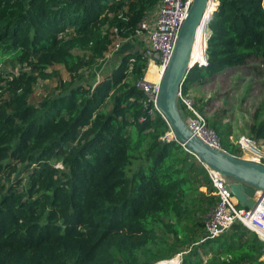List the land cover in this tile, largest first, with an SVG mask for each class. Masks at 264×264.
<instances>
[{
  "label": "trees",
  "instance_id": "1",
  "mask_svg": "<svg viewBox=\"0 0 264 264\" xmlns=\"http://www.w3.org/2000/svg\"><path fill=\"white\" fill-rule=\"evenodd\" d=\"M157 2L0 0V61L19 65L0 68V264H154L177 253L180 264H264V240L240 222L201 240L216 190L192 153L160 138L169 125L137 86L154 66L142 41L130 45ZM218 2L207 63L189 69L184 94L225 68L264 62V0ZM54 77L31 101L37 81ZM262 111L249 128L257 142Z\"/></svg>",
  "mask_w": 264,
  "mask_h": 264
},
{
  "label": "built area",
  "instance_id": "2",
  "mask_svg": "<svg viewBox=\"0 0 264 264\" xmlns=\"http://www.w3.org/2000/svg\"><path fill=\"white\" fill-rule=\"evenodd\" d=\"M213 1L215 2L214 9L212 10L214 12L217 10L215 6L218 5L219 2L218 0ZM191 2L192 0H158L155 5V13L150 14L147 12L138 23V28L134 34L135 38L140 39V41L144 43L148 52L151 51L158 54V58H153L158 75L157 78L155 80L143 78L137 82V86L144 91L147 100L153 103L154 108L160 77L171 56L177 32L187 15ZM117 46L118 44L116 43V47ZM206 63L205 51L203 61L200 60L197 64L205 65ZM179 99L188 115V125L191 130L209 144L223 148L220 143L219 135L208 125L205 116L197 110L194 105V100L182 92L179 94ZM172 137V129L170 128L169 131L165 132L160 138L163 140ZM249 142L260 152V155L255 157L253 154H248L246 145ZM256 142L255 139L251 140L242 136L235 143L240 147V154H245L255 161L264 163L262 160L264 158V149L261 150ZM206 169L212 186L216 190L218 199L205 215L204 236L201 240L217 236L234 222H240L245 227L253 230L259 238L264 240V195L258 200V203L254 207L245 208L234 198L227 187L225 179L221 177L217 171ZM177 255H180V253ZM261 258L264 260V251ZM178 259L180 260V257H178ZM178 264H180L179 261Z\"/></svg>",
  "mask_w": 264,
  "mask_h": 264
},
{
  "label": "water",
  "instance_id": "3",
  "mask_svg": "<svg viewBox=\"0 0 264 264\" xmlns=\"http://www.w3.org/2000/svg\"><path fill=\"white\" fill-rule=\"evenodd\" d=\"M208 2L209 0H192L191 2L187 15L177 32L171 56L160 77L155 108L172 129V139L178 141L206 168L217 171L225 179L228 189L241 206L252 208L264 195V163L255 161L245 154H232L197 136L188 125V115L179 99L187 72L198 62L191 59V53ZM217 7L218 5L215 9ZM213 13L211 12L209 17ZM207 22L204 21V53L210 32ZM148 53L154 59L158 58L157 53L151 51Z\"/></svg>",
  "mask_w": 264,
  "mask_h": 264
},
{
  "label": "rangeland",
  "instance_id": "4",
  "mask_svg": "<svg viewBox=\"0 0 264 264\" xmlns=\"http://www.w3.org/2000/svg\"><path fill=\"white\" fill-rule=\"evenodd\" d=\"M139 41L140 39L136 38L130 47L137 50L141 45L138 44ZM113 54L114 52H112ZM151 62L155 63L153 57L149 56V64ZM0 68L15 72L19 69V65L5 56L0 61ZM55 69L59 71V77H66V72L60 66L56 65ZM263 75L264 62L262 59L251 58L244 65L225 68L206 78L201 84L195 86L197 87L195 92L186 95L199 100L203 108L202 114L206 120L213 118L217 121V125L221 128L222 138L232 143L242 136L252 140L249 128L256 121L254 112L258 107H261L263 109L261 114H264ZM57 79L56 77L39 79L31 101L38 102L41 97L50 92L56 85ZM256 143L261 150L264 149V142ZM257 152L259 151L257 150ZM262 160L264 161V158ZM23 174L19 176L23 177ZM2 181L5 182V178H2ZM177 254L174 256L180 257L181 254Z\"/></svg>",
  "mask_w": 264,
  "mask_h": 264
},
{
  "label": "bare ground",
  "instance_id": "5",
  "mask_svg": "<svg viewBox=\"0 0 264 264\" xmlns=\"http://www.w3.org/2000/svg\"><path fill=\"white\" fill-rule=\"evenodd\" d=\"M211 8H213L212 1L209 0L206 11H205V16ZM204 18H203V21H204ZM203 21H202V24H203ZM202 24H200V26L198 27L197 36H196L195 42L193 43V48H192V53H191V59L193 61L194 60L197 61L201 58V53L202 51H204V48H205V38L201 31ZM151 64L154 66V72L152 75H150V77H147V79L155 80L158 76L156 72V66L154 62H151ZM246 151L248 152L249 155L253 154V156L257 157L256 156L257 149L254 147V145L251 142L247 143ZM178 261H179L178 258L174 256V257H171L169 259H166L164 261H160L154 264H178Z\"/></svg>",
  "mask_w": 264,
  "mask_h": 264
},
{
  "label": "crops",
  "instance_id": "6",
  "mask_svg": "<svg viewBox=\"0 0 264 264\" xmlns=\"http://www.w3.org/2000/svg\"><path fill=\"white\" fill-rule=\"evenodd\" d=\"M155 9H156V6H154V8H152L151 10H149L148 12L150 14H154L155 13ZM196 85H198V83H195L193 84L189 89H188V93L192 94L193 92H195L197 90V87H195ZM260 155L259 152L256 153V156Z\"/></svg>",
  "mask_w": 264,
  "mask_h": 264
}]
</instances>
